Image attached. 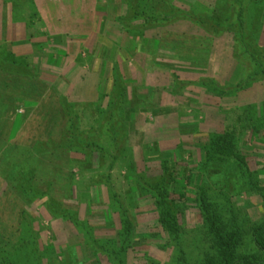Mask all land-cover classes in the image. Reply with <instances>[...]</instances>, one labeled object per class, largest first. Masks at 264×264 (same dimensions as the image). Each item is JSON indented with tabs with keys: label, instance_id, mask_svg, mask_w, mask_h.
Segmentation results:
<instances>
[{
	"label": "rangeland",
	"instance_id": "374dc122",
	"mask_svg": "<svg viewBox=\"0 0 264 264\" xmlns=\"http://www.w3.org/2000/svg\"><path fill=\"white\" fill-rule=\"evenodd\" d=\"M54 1L0 0V65H26L37 77L0 75V99H17L22 113L10 125L11 140L0 132V256L9 264H119L116 257L124 264H205L215 251L198 207L200 188L229 227L241 225V248L252 251L249 229L264 221L261 198L251 191L264 188V83L226 98L193 84L204 76L222 85L243 78L231 37L205 38L182 23L132 36L117 22L122 0H96L85 32L51 34L38 2L47 10ZM142 6L151 16L169 6L194 9L225 24L238 11L226 0ZM249 19L264 48V5ZM116 65L124 79V136L118 120H102ZM172 74L192 85L173 91ZM61 96L78 117L76 147L65 135L72 131ZM28 98L34 102L23 106ZM225 133L234 135L244 169L233 159L205 170L211 137ZM169 173L167 205L182 226L177 240L160 221L154 190Z\"/></svg>",
	"mask_w": 264,
	"mask_h": 264
},
{
	"label": "trees",
	"instance_id": "16d2710c",
	"mask_svg": "<svg viewBox=\"0 0 264 264\" xmlns=\"http://www.w3.org/2000/svg\"><path fill=\"white\" fill-rule=\"evenodd\" d=\"M3 1L16 4H35V0ZM226 2L231 7H238V11L236 15H234V20L230 21L228 24L214 20L211 16L194 9H182L173 6H169L167 11H162L156 16H151L143 9L142 0H122L123 5L125 6V11L122 16L117 18V22L124 32H127L132 36H138L141 39H145L144 37H146V33L149 31L153 32L159 28L174 23H182L190 26L196 34H200L205 38L221 39L225 35L230 36L232 39V57L245 67L243 78L235 85H222L216 80L204 76L200 78L198 82L193 84H197L205 90L208 89L209 92L217 97H232L247 90L256 83H264V48L259 45L255 33L251 30L249 19L253 8L255 6L259 7L264 5V0H226ZM26 70V65L18 64L16 62L0 65V75H11L12 78L15 76L21 78H37L36 75L32 76L30 73L26 72ZM114 71V87L110 94L111 104L107 110L102 111V120H118L122 136H124L127 133V127L122 120V115L118 106V101L124 94V79L117 65L115 66ZM172 79L173 91H178L183 85L184 87L192 85L190 83L182 82L176 74H172ZM8 99V103L5 102L4 98L0 99V113H2L0 114V132L6 133V139L9 141L11 140L9 135L12 129L10 125L18 116H21L22 113L18 111L19 106L16 107V101L18 100L15 98ZM29 102L33 103L34 100L29 98L25 99L22 102V105L26 106ZM60 102L64 115L68 116L71 122L70 128L72 132H66L65 135L72 134L73 140L69 146L76 147L77 141L74 139L77 138L76 122L78 121V117L75 108L70 104L66 96H61ZM233 136L234 135L231 133H225L211 137L212 140L209 141L206 148L207 155L204 164L205 170L207 169V166H211V164L215 168H219L222 166L221 163L225 161L231 162L233 159L236 160L239 169H244V158L236 153V144ZM79 138H84V136L79 135ZM37 144L38 146L43 145L42 142ZM169 177L170 173L158 178L154 190L158 199H160L159 204L162 207L160 221L165 230L171 233L177 240L180 238L182 226L177 216L172 213L171 208L167 205L166 185L170 182V180L168 181ZM251 191L261 198L264 205V188L252 186ZM198 195V207L200 208L201 216L204 219V227L211 236L210 243L215 251L213 256H209L206 259L205 264H264V221L252 223L248 236L251 240L253 250L249 253H245L241 248L244 237L241 225L234 224L229 227L213 207L212 203L209 202L207 194L201 190V188L199 189ZM167 207H169L170 210L167 209ZM131 226L132 225L128 221V237H130ZM116 259L119 264H124L123 260L119 257H116ZM181 259L185 261L184 257ZM0 264H9V261L7 258L0 256ZM38 264H40V260Z\"/></svg>",
	"mask_w": 264,
	"mask_h": 264
},
{
	"label": "crops",
	"instance_id": "0c3cea01",
	"mask_svg": "<svg viewBox=\"0 0 264 264\" xmlns=\"http://www.w3.org/2000/svg\"><path fill=\"white\" fill-rule=\"evenodd\" d=\"M96 0H55L50 9L38 2V11L46 23V31L85 32L91 28L96 14ZM15 30L21 25H15Z\"/></svg>",
	"mask_w": 264,
	"mask_h": 264
}]
</instances>
